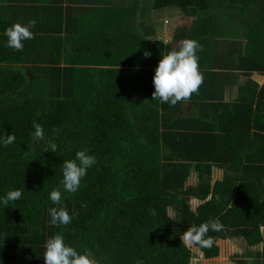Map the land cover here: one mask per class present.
Here are the masks:
<instances>
[{"label":"trees","instance_id":"1","mask_svg":"<svg viewBox=\"0 0 264 264\" xmlns=\"http://www.w3.org/2000/svg\"><path fill=\"white\" fill-rule=\"evenodd\" d=\"M115 1L125 4L9 0L0 11V131L16 137L0 147V196L23 190L0 205L2 264H44L57 233L97 264H190L217 258L218 240L264 243V83L251 79L264 77V0H153L154 10L182 14L166 41L138 24L142 0ZM30 20L34 39L7 47L5 30ZM186 39L202 45L204 82L190 100L162 104L155 69ZM234 85L235 100L224 102ZM33 122L45 141H34ZM81 150L97 163L68 193L62 165ZM54 189L61 205L49 199ZM51 207L72 222L53 226ZM216 219L212 248L185 246L188 228ZM247 256L235 264H264V247Z\"/></svg>","mask_w":264,"mask_h":264},{"label":"clouds","instance_id":"2","mask_svg":"<svg viewBox=\"0 0 264 264\" xmlns=\"http://www.w3.org/2000/svg\"><path fill=\"white\" fill-rule=\"evenodd\" d=\"M36 20H30L26 25L14 24L5 30L7 37L6 46L15 51H23L25 41L34 39L32 29L36 26ZM202 45L193 39L181 42L178 50H173L163 56L155 69L152 79L154 92L153 99H158L162 104L175 106L181 101H188L193 94H198L200 86L204 82V76L199 70V53ZM145 58L151 53L144 52ZM33 138L35 142L45 141L46 133L44 127L33 122ZM16 137L12 134L5 136L4 130L0 131V147L7 148L14 144ZM56 144L51 143V149L56 150ZM97 163L96 157L90 155L87 150L76 152L75 158L64 161L62 165V185L64 191L76 193L81 181L86 177L88 170ZM23 190L16 189L0 196V205L7 206L14 201H20ZM53 205L62 204V192L54 189L49 194ZM50 223L53 226H67L73 217L65 207H51L49 210ZM223 224L218 220H212L201 225L188 228L182 237L185 246H199L200 248H212L214 238L209 236L210 231L220 232ZM43 254L44 264H97L96 260L88 254H82L76 248L65 242L62 233L54 234L45 242ZM2 264V262H0Z\"/></svg>","mask_w":264,"mask_h":264},{"label":"rangeland","instance_id":"3","mask_svg":"<svg viewBox=\"0 0 264 264\" xmlns=\"http://www.w3.org/2000/svg\"><path fill=\"white\" fill-rule=\"evenodd\" d=\"M141 4L142 11L139 12V16H141V20H138V24L142 23L146 27H153L155 30V34L157 39H161L166 41L172 35L174 28L178 22V20L182 17L180 10L176 8H168L163 10H154L153 0H142ZM116 5L125 4L124 1L117 2L113 0ZM141 13V15H140ZM143 17V19H142ZM221 174L217 173V170H214L213 179L219 180ZM196 182L195 176L192 175L187 182V185H194ZM190 206L192 210H195L197 207V202L192 200L190 202ZM168 215L173 218L174 212L173 210H168ZM264 241V228L261 230ZM216 245L219 247V256L215 259L205 260L197 255H193L190 260V264H235L236 261L245 262L250 261L251 258H248L247 254L256 253L263 249L264 243L254 247L247 248L245 241L241 238H233L228 240H218Z\"/></svg>","mask_w":264,"mask_h":264},{"label":"crops","instance_id":"4","mask_svg":"<svg viewBox=\"0 0 264 264\" xmlns=\"http://www.w3.org/2000/svg\"><path fill=\"white\" fill-rule=\"evenodd\" d=\"M8 1L9 0H0V11H2L5 8V6H6ZM251 79L253 81H255L259 86H262L263 83H264V77L259 76L257 74H253L251 76ZM241 80L243 81V79H241ZM236 94H237V86L236 85L231 86L230 88H226L225 89V95H224V102H226V103L233 102L235 100V98H236ZM188 107L189 106H186V108H188ZM187 110L190 111V107ZM214 170H217V173L221 174V177H222V171L219 170V169H216V168L213 169V174L212 175H214ZM221 177L219 178V180L221 179Z\"/></svg>","mask_w":264,"mask_h":264}]
</instances>
